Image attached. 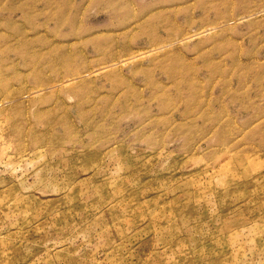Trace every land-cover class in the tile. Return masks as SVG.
<instances>
[{"label":"rangeland","instance_id":"374dc122","mask_svg":"<svg viewBox=\"0 0 264 264\" xmlns=\"http://www.w3.org/2000/svg\"><path fill=\"white\" fill-rule=\"evenodd\" d=\"M0 264H264V0H0Z\"/></svg>","mask_w":264,"mask_h":264}]
</instances>
